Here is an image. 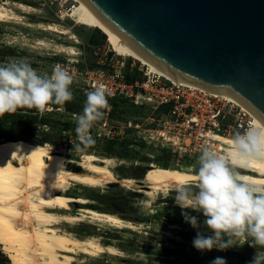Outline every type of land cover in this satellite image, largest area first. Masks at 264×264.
Instances as JSON below:
<instances>
[{
  "label": "rangeland",
  "instance_id": "1",
  "mask_svg": "<svg viewBox=\"0 0 264 264\" xmlns=\"http://www.w3.org/2000/svg\"><path fill=\"white\" fill-rule=\"evenodd\" d=\"M3 1H8L7 7L20 18L0 22V63L23 58L42 75H50L55 65H61L75 78L71 85L73 100L66 102L63 108L49 105L51 111H45L42 116L37 111L33 113L51 121V125H39L38 128L65 133L62 123H76L87 93L95 89L91 75L98 80L106 79L107 75L120 70L122 63L127 67L133 58L118 53L115 44L99 29L76 25L66 18L64 13L74 4L71 0L68 7H64L61 0H0V4ZM12 2L27 3L34 10L23 12ZM50 23L69 29V32L63 35L39 28V24ZM72 34L76 36V42L71 38ZM66 46L72 47L75 53L61 51V47ZM95 70L103 71L104 75H96ZM196 93L197 96L190 95L186 89L183 101L169 111L155 108L150 102L134 104L123 97L110 99V109L105 110L103 119L90 130L94 140L92 146L76 150L73 147L75 139L64 134H61L60 145H51L54 152L64 153L71 160L80 159L84 153L106 157L103 137L114 136L112 154L108 157L112 159L115 181L98 188L71 186L66 194L85 197L90 201L88 207L113 213L133 223L132 228L120 229L86 220L74 224L60 223V228L73 232L75 236L94 235L102 244L117 249L114 254L104 252L96 257L79 254L73 264H210L218 256L224 257L227 264H249L254 253L260 251L248 243L226 251L195 250L192 240L197 230L184 222L181 209L174 202V193L171 190L157 192L150 198L141 190L145 187L143 176L153 166L193 173L201 146L216 144L206 137L207 133L231 138L234 130L242 131L252 126L251 117L239 107L211 111L205 104L209 96L199 91ZM210 98L216 101L219 97ZM2 141L4 139L0 138V143ZM71 169L81 170L75 165H71ZM125 178L134 179L127 183L123 181ZM78 206L72 203L71 212L76 213ZM192 215L199 214L193 212ZM199 219L202 221L203 216L199 215ZM0 264L13 263L0 251Z\"/></svg>",
  "mask_w": 264,
  "mask_h": 264
},
{
  "label": "bare ground",
  "instance_id": "2",
  "mask_svg": "<svg viewBox=\"0 0 264 264\" xmlns=\"http://www.w3.org/2000/svg\"><path fill=\"white\" fill-rule=\"evenodd\" d=\"M71 1L74 4L64 16L76 25L99 29L115 44L118 53L138 60L148 66L150 72L173 83L232 102L251 117L252 126L264 124L260 116L231 93L206 88L174 76L120 37L85 1ZM7 5L8 1L0 4V22L19 20L20 17ZM14 5L23 12L34 10L27 3ZM39 25L43 30L58 34L69 32V29L51 23ZM70 36L76 42V36ZM61 51L75 53L72 47L67 46L61 47ZM206 137L216 143L217 152L227 149L230 137L217 133H207ZM71 165L81 170H73ZM111 167L112 159L109 157L84 153L80 159L71 160L64 153L54 152L48 143L36 144L22 140L0 143L1 253L13 264H73L79 254L96 257L104 252L116 253L115 247L102 244L97 236L80 238L59 227L62 222L74 224L84 220L119 229L133 227V223L126 222L113 213L88 207L90 201L85 197L66 194L75 185L98 188L111 183L115 179ZM239 171L250 178L253 184H264V161H250L246 168H240ZM192 177L193 173L189 171L153 166L143 176L145 187L141 190L152 198L157 192L170 191ZM133 179L125 178L123 181L131 183ZM72 203L79 205L76 213L71 212Z\"/></svg>",
  "mask_w": 264,
  "mask_h": 264
},
{
  "label": "clouds",
  "instance_id": "3",
  "mask_svg": "<svg viewBox=\"0 0 264 264\" xmlns=\"http://www.w3.org/2000/svg\"><path fill=\"white\" fill-rule=\"evenodd\" d=\"M73 75L55 65L50 75L40 74L26 59L0 63V116L18 109H35L41 116L49 105H65L74 99ZM107 89L87 93L83 111L76 117V150L94 144L90 130L110 109ZM264 161V124L234 130L224 152L215 145L201 146L193 177L171 190L185 223L196 229L192 247L199 251H226L245 243L259 248L249 264H264V184H253L240 168L250 161ZM195 212L203 216L192 215ZM210 264H227L215 257Z\"/></svg>",
  "mask_w": 264,
  "mask_h": 264
},
{
  "label": "water",
  "instance_id": "4",
  "mask_svg": "<svg viewBox=\"0 0 264 264\" xmlns=\"http://www.w3.org/2000/svg\"><path fill=\"white\" fill-rule=\"evenodd\" d=\"M187 82L225 90L264 121V0H83Z\"/></svg>",
  "mask_w": 264,
  "mask_h": 264
},
{
  "label": "built area",
  "instance_id": "5",
  "mask_svg": "<svg viewBox=\"0 0 264 264\" xmlns=\"http://www.w3.org/2000/svg\"><path fill=\"white\" fill-rule=\"evenodd\" d=\"M68 1L69 0L63 2L64 7H68ZM137 62L139 61L131 59L127 67H124L122 63V65L119 66L120 70L114 71L111 76L107 75L106 79L98 80V78L91 75V78L94 80L95 88L103 87L107 89L109 98L123 97L124 99H129V101H132L134 104H146L150 102L155 108L167 104L171 105L170 109L176 108L177 105L183 101V92H186V89H189L190 95L197 96L196 91L199 90L173 83L165 77L150 72L148 66L140 62L137 64ZM122 68L125 70H122ZM94 73L96 75H104V72L101 70H95ZM201 93L209 96L206 97L205 104L210 107L211 111L232 110L234 106H236L233 103V105H231V102L221 98L211 96L204 92ZM210 97H213V99L217 98V100L213 101ZM221 100L223 102H221ZM240 111L244 112L242 110ZM222 118H224V116H222Z\"/></svg>",
  "mask_w": 264,
  "mask_h": 264
},
{
  "label": "trees",
  "instance_id": "6",
  "mask_svg": "<svg viewBox=\"0 0 264 264\" xmlns=\"http://www.w3.org/2000/svg\"><path fill=\"white\" fill-rule=\"evenodd\" d=\"M113 98L117 97H108V100ZM52 106L58 107V105L55 104ZM159 108L162 111H169L171 105L167 104ZM68 110L70 109L68 108ZM34 112H36L35 109H18L14 114L6 113L3 116H0V138L4 139L1 143L22 140L36 144L48 143L50 145L58 146L61 142V134H64L67 137L72 136L75 139L74 145L77 143L75 132L76 123H73V125L68 121L62 123V130L65 131V133H55L52 130L48 131L38 128L39 125H51V121H49L48 118H38L33 115ZM103 138L106 145V147H104V152L106 157H108L112 154L114 136Z\"/></svg>",
  "mask_w": 264,
  "mask_h": 264
}]
</instances>
